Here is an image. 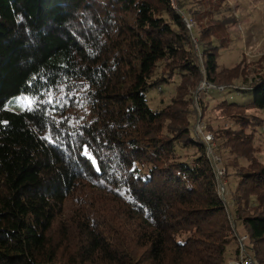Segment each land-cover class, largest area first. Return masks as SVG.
<instances>
[{"label":"trees","instance_id":"16d2710c","mask_svg":"<svg viewBox=\"0 0 264 264\" xmlns=\"http://www.w3.org/2000/svg\"><path fill=\"white\" fill-rule=\"evenodd\" d=\"M222 1L0 0V264H264V119L248 113L264 110V76L240 90L249 103L191 98L248 83L219 70ZM174 77L150 108L147 91ZM18 95L30 106L6 109ZM211 111L222 123L196 131ZM214 143L233 154L230 205Z\"/></svg>","mask_w":264,"mask_h":264},{"label":"rangeland","instance_id":"374dc122","mask_svg":"<svg viewBox=\"0 0 264 264\" xmlns=\"http://www.w3.org/2000/svg\"><path fill=\"white\" fill-rule=\"evenodd\" d=\"M171 4L175 7V0H171ZM197 6V2H193V8ZM220 11L217 13L218 17L227 19L228 24L226 25L227 36L229 37L228 44L226 47L218 48V64L219 70L231 71L232 75L239 74L237 80H240V74L247 76L248 83L235 84L232 87L220 84L207 86L206 83H201L196 91L191 94V98L197 100L193 102L195 109L198 107L199 96H205L212 89L221 86L222 90L218 91L219 94L213 99H210L209 106L215 105V103L222 98H226L228 101H235L237 103H249L253 98V91H240L242 88L253 86L254 79L264 76V0H223L219 4ZM181 17L186 27L191 30L195 26V22L188 18L185 14H181ZM194 43L196 42L193 39ZM196 44V43H195ZM158 71V70H157ZM174 81L170 84L162 85V91L158 89H149L146 93L147 103L150 108L158 109L164 106L168 101L174 90L175 84L178 82V77L173 78ZM204 84V85H202ZM210 89V90H209ZM208 99L209 95L205 96ZM32 98L28 95H18L7 101L5 108L12 111H22L30 106ZM216 113V114H215ZM262 117L264 119V110L253 107L248 111ZM202 115V114H201ZM217 112L211 111L202 119V123L206 124L207 117L210 118V122L214 128L219 126L222 122L215 117ZM218 116V115H217ZM204 117V116H203ZM212 133V132H211ZM213 134V133H212ZM212 141V140H210ZM253 143L257 148V154L260 158L264 157V126L260 128L254 136ZM217 143L214 146H210L209 151L212 152L215 159L218 160L217 166L220 170H223V174L217 177L219 185L221 186V197L222 200L226 198L228 202L229 193L233 190L236 185L237 176L235 170L231 167L227 168V174L224 170V164L233 154L227 152V150L220 151L216 148ZM194 148L183 149L180 151L181 156H191ZM239 165H244V160H237ZM226 175V178H225ZM225 178V179H224ZM223 180V183L221 182ZM225 196V197H224ZM230 205L231 202H228ZM233 232V231H232ZM241 233V231H239ZM236 235H238L236 233ZM240 239L241 236H238ZM233 250V244H229L226 250V257H229L230 250ZM233 259H229L232 261Z\"/></svg>","mask_w":264,"mask_h":264},{"label":"built area","instance_id":"2783aa9c","mask_svg":"<svg viewBox=\"0 0 264 264\" xmlns=\"http://www.w3.org/2000/svg\"><path fill=\"white\" fill-rule=\"evenodd\" d=\"M204 85V84H202ZM207 86H212L210 83H206ZM223 87L219 86L217 87L218 90H222ZM197 99L194 97V103ZM205 125L201 122V121H198L195 125V130L196 131H202L203 127ZM206 140H211V137L210 135H206ZM211 146V145H210ZM209 153L211 154L212 152L209 151ZM215 158V157H214ZM217 170V177H219L220 175H222L224 172L223 170H220L218 168H216ZM221 186H220V193H221ZM245 238V236H242L240 239H239V242L241 243L242 240ZM241 248H242V243H241ZM227 264H255L252 259L246 255H244L242 252L240 254V258L238 260H232V261H229Z\"/></svg>","mask_w":264,"mask_h":264},{"label":"snow or ice","instance_id":"6c2138e0","mask_svg":"<svg viewBox=\"0 0 264 264\" xmlns=\"http://www.w3.org/2000/svg\"><path fill=\"white\" fill-rule=\"evenodd\" d=\"M47 103L51 104L52 103V100H48ZM85 155H88V149L87 147H85V152H84ZM93 163L95 164V161H93ZM99 170V169H98Z\"/></svg>","mask_w":264,"mask_h":264}]
</instances>
